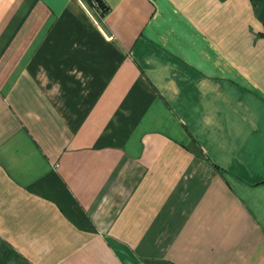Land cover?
I'll list each match as a JSON object with an SVG mask.
<instances>
[{
  "label": "crops",
  "instance_id": "crops-1",
  "mask_svg": "<svg viewBox=\"0 0 264 264\" xmlns=\"http://www.w3.org/2000/svg\"><path fill=\"white\" fill-rule=\"evenodd\" d=\"M0 0V264H264V0Z\"/></svg>",
  "mask_w": 264,
  "mask_h": 264
},
{
  "label": "trees",
  "instance_id": "trees-1",
  "mask_svg": "<svg viewBox=\"0 0 264 264\" xmlns=\"http://www.w3.org/2000/svg\"><path fill=\"white\" fill-rule=\"evenodd\" d=\"M89 3L94 2L96 3V6H94L95 8L101 10V13H105L107 11V7L104 6L103 2H101L102 0H88Z\"/></svg>",
  "mask_w": 264,
  "mask_h": 264
},
{
  "label": "built area",
  "instance_id": "built-area-1",
  "mask_svg": "<svg viewBox=\"0 0 264 264\" xmlns=\"http://www.w3.org/2000/svg\"><path fill=\"white\" fill-rule=\"evenodd\" d=\"M91 4H92L93 6H96V3H94V2H91Z\"/></svg>",
  "mask_w": 264,
  "mask_h": 264
}]
</instances>
